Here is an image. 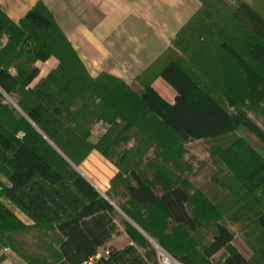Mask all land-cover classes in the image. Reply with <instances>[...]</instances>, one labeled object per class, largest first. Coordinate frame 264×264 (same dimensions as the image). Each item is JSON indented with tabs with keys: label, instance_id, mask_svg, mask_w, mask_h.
Instances as JSON below:
<instances>
[{
	"label": "trees",
	"instance_id": "1",
	"mask_svg": "<svg viewBox=\"0 0 264 264\" xmlns=\"http://www.w3.org/2000/svg\"><path fill=\"white\" fill-rule=\"evenodd\" d=\"M208 1L199 0V9L162 56L131 83L106 72L91 76L42 0L19 22L0 9L1 247L28 264H84L101 249L96 264H157L155 244L186 264L200 259V264L208 263L224 250L222 264H251L233 245L236 235L222 221L216 222L214 235L202 251L195 255L186 247L177 228L190 233L198 229V213L186 187L167 182L166 189L157 193L134 168L125 193L114 194L111 187L104 196L72 167L97 149L89 142V133L99 121L123 119L131 128V122L139 120L141 126L152 125L157 134L166 131L167 137L184 143L231 134L241 121L264 144V127L247 117L237 119L226 106L238 101L241 93L252 95V81L264 84V14L250 0H235L232 15L248 22L251 30L240 29V38L224 28L217 35L223 99L203 92L180 59H168L172 44L202 19ZM221 1L218 10L229 13L225 5L230 0ZM95 10L97 19L84 20L89 28L103 18ZM52 59L58 64L42 76L40 64ZM10 68L17 75H11ZM157 80L174 90L172 101L156 86ZM3 93L13 98L17 108L5 103ZM99 151L110 158L106 150ZM116 207L139 229L127 224L120 230ZM259 223L264 231V214ZM119 231L130 243L123 249L105 250Z\"/></svg>",
	"mask_w": 264,
	"mask_h": 264
},
{
	"label": "rangeland",
	"instance_id": "2",
	"mask_svg": "<svg viewBox=\"0 0 264 264\" xmlns=\"http://www.w3.org/2000/svg\"><path fill=\"white\" fill-rule=\"evenodd\" d=\"M42 1L62 31L60 18L64 13H74L82 21L98 17L96 8L87 0ZM234 1L230 0L225 5L229 13H221L218 10L221 8L220 0H209L206 6L210 7L200 13L203 21L200 18L199 22L188 26L186 37L172 44V50L167 54L169 60L180 59L183 62L203 92L215 94L221 99L224 91L220 78L222 62L217 60L216 53L219 50L217 35L220 29H226L230 36L240 38V29L251 30L248 22L232 15L235 11L232 8ZM250 1L264 14V0ZM215 4L217 7H211ZM57 64L56 59L48 64H40L42 76ZM158 87L167 98L173 100L175 92L168 84ZM249 91L253 94L241 93L240 97L237 95L238 101L231 104L229 101L226 106L237 119L247 117L264 127V84L252 81ZM3 96L5 103L17 108L12 97L5 93ZM138 121H132L134 127L129 126L131 128L126 127L123 119L94 123L89 142L97 149L92 150L78 167H72L83 174L102 195H106L111 187L114 194L125 193L126 185L132 183L131 172L134 168L150 181L157 193L166 189L167 182L186 187L192 207L198 213V229L193 233L178 228L177 231L183 236L189 250L194 251L195 255L202 251L214 235L216 222L222 221L233 230L236 235L233 245L249 258L250 263L264 264V231L259 223L260 216L264 214V144L241 121L231 134L190 143L167 137L166 131L161 130L157 134L155 131L158 129L154 126L143 123L141 126ZM19 136L22 137L23 132ZM99 148L106 150L110 158ZM114 216L120 230L123 231L127 224L138 228L117 207ZM226 254V250L221 251L203 264H222ZM200 260L194 264H200Z\"/></svg>",
	"mask_w": 264,
	"mask_h": 264
},
{
	"label": "crops",
	"instance_id": "3",
	"mask_svg": "<svg viewBox=\"0 0 264 264\" xmlns=\"http://www.w3.org/2000/svg\"><path fill=\"white\" fill-rule=\"evenodd\" d=\"M38 1L0 0V9L19 22ZM87 1L103 18L89 28L74 13H64L60 18L63 31L91 76L106 72L126 83L133 82L157 62L179 29L200 7L199 0ZM155 84L163 86L160 80ZM16 213L23 222L32 224L27 216ZM129 243L126 234L119 231L106 243L105 250L123 249ZM103 252L101 249L98 254ZM0 264L28 263L11 249L0 246Z\"/></svg>",
	"mask_w": 264,
	"mask_h": 264
},
{
	"label": "built area",
	"instance_id": "4",
	"mask_svg": "<svg viewBox=\"0 0 264 264\" xmlns=\"http://www.w3.org/2000/svg\"><path fill=\"white\" fill-rule=\"evenodd\" d=\"M156 248H157L159 264H186V263H183V262L179 261L178 259L174 258L173 256H171L170 254H168L166 251H164L159 246H156ZM102 255L103 254H98L84 264H96V262L99 259H101ZM104 255H108V252H105Z\"/></svg>",
	"mask_w": 264,
	"mask_h": 264
},
{
	"label": "clouds",
	"instance_id": "5",
	"mask_svg": "<svg viewBox=\"0 0 264 264\" xmlns=\"http://www.w3.org/2000/svg\"><path fill=\"white\" fill-rule=\"evenodd\" d=\"M9 73H10L11 75H13V76L17 75V72H16V70H15L14 68H10V69H9ZM18 138H21V137L18 136Z\"/></svg>",
	"mask_w": 264,
	"mask_h": 264
},
{
	"label": "water",
	"instance_id": "6",
	"mask_svg": "<svg viewBox=\"0 0 264 264\" xmlns=\"http://www.w3.org/2000/svg\"><path fill=\"white\" fill-rule=\"evenodd\" d=\"M105 196V195H104Z\"/></svg>",
	"mask_w": 264,
	"mask_h": 264
}]
</instances>
